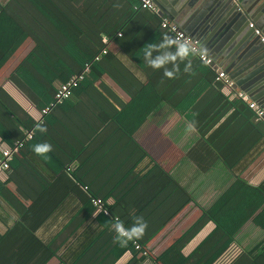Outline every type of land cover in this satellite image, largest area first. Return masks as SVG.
<instances>
[{
  "label": "crops",
  "instance_id": "obj_1",
  "mask_svg": "<svg viewBox=\"0 0 264 264\" xmlns=\"http://www.w3.org/2000/svg\"><path fill=\"white\" fill-rule=\"evenodd\" d=\"M154 1L157 16L175 23L186 35L197 41L199 49L211 58L212 64L209 66L216 76L218 70L226 73L231 86L221 84L220 92L230 97H235L236 92H242L249 101H253L264 111V86L256 85L264 79V70L260 71L261 55L255 44L247 41L249 37L247 38L246 31L249 26L246 22L243 23L242 31L232 27L230 31L223 29L219 34L221 40L211 44L210 48L197 36L186 33L165 11H184L179 6L192 0ZM233 2L242 11L244 8L249 9L250 17L244 12L243 19L253 23L264 35V8L255 11L253 0ZM213 11L209 10L204 18L219 15L217 11ZM215 21H207V27L211 29L209 34H216L218 22ZM219 23L223 25L222 20ZM154 30L160 34L165 31L158 24H154ZM151 32H146L141 41H146ZM153 40L160 44L165 39L159 36ZM81 41L95 51L105 39L100 41L86 30ZM34 45L35 40L27 36L0 67V98L7 104V110L3 109L5 113L2 112L3 118H0V125L4 120L13 127L15 117H19L24 123L30 118L39 125L41 135V143L34 141L24 146L17 157L22 162L0 178V264H38L43 256L42 250L47 245L51 249H59V254L68 253V246L79 243L77 237L83 235V230H80L75 237H70L86 215L80 207L90 200L88 189L102 195L111 190L113 198L120 199L124 196L127 203L132 205L137 200L141 203V192H145L147 198L140 207L145 213L155 210L159 204L155 200L149 207L151 199L157 192L158 200L166 197L160 194L163 188L158 187L161 182L157 180L160 179L153 175L149 179L142 177L155 168L154 163L170 174L190 197L173 216L163 222L155 234L149 236L146 248L153 256H159L173 244H183L188 232L195 231V226L203 224L181 250L186 257L185 264H196L202 255L205 256L207 247L212 246L211 243L221 235L220 231H214L215 224L204 215L203 210L209 209L221 195L229 193L239 180L252 187L264 185V136L256 134L253 125L247 130L236 131L234 135H221L218 137L221 142H230V149L221 156L204 144L195 130L181 120L182 117L170 105L158 103V98L149 87L139 92L134 104L133 97L108 74H103L92 86L72 92L67 99L43 113L37 107L38 97L13 74ZM109 49L129 73L143 81L152 70V73L156 72L155 76L163 78L167 67L172 71L173 66L178 65L179 70L173 76L175 93L195 94L199 91L197 101L194 107H190L188 115L194 116V108L213 107L208 99L216 92L214 83L218 80H211V73L201 68L200 59L195 54H190L183 62L179 58L169 60L157 70L148 66L145 71L117 44L110 42ZM174 52L172 46L156 48L148 59L163 58ZM141 58L147 62L144 54ZM186 64L190 65L188 72L184 71ZM30 71L40 79L43 87H48V83L35 71ZM60 84L56 82L55 88ZM141 113L145 116L140 120L136 116ZM229 115L226 114L219 123H225L231 117ZM235 117L233 124L242 127L244 121L239 116ZM257 120L264 123L263 119ZM16 130L25 135L32 133V130H23L21 125ZM126 130L131 133L133 131V134L129 136ZM16 141L13 140L12 146ZM44 143L50 144L51 150L43 155L36 154L33 147ZM137 146L146 156L140 157L141 151ZM7 148L10 146L0 134V155ZM228 155L239 159L232 168L220 159V156ZM152 179L156 181L152 182ZM238 189V196L227 198L225 205L228 209L222 214L225 221L242 223L227 249L231 253L234 249L239 252L230 264H264V246H257L264 240V227L256 222L261 220L259 215L264 210V196L255 189L244 198L242 188ZM108 201L113 202L112 198ZM132 210L133 213L134 209ZM74 213V218L68 224ZM141 217L164 220L163 214L158 213L149 218L142 213ZM209 234L207 242L197 251ZM115 235L113 226L105 230L76 264H127L133 255L125 251L119 257L115 256ZM45 264L60 263L56 256H52ZM140 264L154 263L143 261Z\"/></svg>",
  "mask_w": 264,
  "mask_h": 264
},
{
  "label": "trees",
  "instance_id": "obj_2",
  "mask_svg": "<svg viewBox=\"0 0 264 264\" xmlns=\"http://www.w3.org/2000/svg\"><path fill=\"white\" fill-rule=\"evenodd\" d=\"M160 20L159 16L142 8L139 0H7L4 3L0 2V67L21 42L30 36L35 40V45L20 65L14 69L13 74L38 97L37 107L40 110L49 106L53 101L57 90L55 88L56 82L65 83L72 76L83 72L88 66V72L84 73L83 79L72 89L71 93L82 87L92 86L103 74L111 76L121 88L129 93L133 97L134 104L136 96L144 88L149 87L158 98V103L164 102L170 105L173 111L182 117L181 120L195 130L202 142L219 152L221 156L224 151L230 149V142H221L218 138L221 135H234L236 131L247 130L253 125L256 134H259L260 137L264 136V123L257 120L258 118L249 103L240 97L222 94L220 81H215L216 92H213L208 99L213 103V107L194 108L192 109L194 116L191 117L188 115V111L190 107H194L199 91L195 94L189 92L175 93V77L160 78L155 76L156 72L152 73L153 70L143 81L129 73L116 54L109 49L110 42L117 44L135 61L139 68L147 71L148 64L141 58L147 45L153 44V39L159 36L164 39L165 36H168L172 39L171 34L166 30L163 34L154 30V24L159 26ZM86 30L100 41L105 39V42L102 41L95 51H92L81 41V36ZM146 32H151V35L142 42L141 39ZM171 46L175 50V45ZM199 65L211 73V80L216 78V74L209 65L201 60ZM30 69L48 83L47 88L41 85L40 79H37ZM167 70L170 71L171 69L167 67ZM3 109L7 110V104L0 98V118H3L2 114L5 113ZM229 111L231 112L229 113ZM226 114H230L231 117H227L228 120L225 123H219ZM144 116L141 113L136 118L141 120ZM235 116H239L244 121L242 127H236V124H233V120H236ZM13 120L15 122L13 127H10V124L3 120L0 125L1 137L10 147L13 140L22 141V146L17 153H13L9 160V167L0 172V178L22 162L17 157L24 146L26 147L28 143L34 141L41 143L40 127L36 125V122L29 118L24 123L19 117H15ZM18 125H21L23 130H32L31 137L27 138L25 134L18 133L16 130ZM126 133L130 136L133 131L131 133L126 130ZM138 150L141 151L140 157L146 156L140 147ZM221 156L220 159L227 163L229 168H232L236 160H239L230 155ZM154 167L142 177L149 179L153 175L160 179L157 180L161 182L158 187H163L160 194H164L166 197L158 200L159 193L157 192L149 204L150 207L153 205V201L157 200L158 208L145 213L146 211L140 207L147 198L145 192H141L143 197L141 203L137 200V203L132 205V203H127L128 200L124 196L120 199L113 198L111 190L102 195L88 189L90 200L80 207V210H83L86 215L81 224L74 228L70 235V237H75L80 230H83V235L77 237L80 242L69 245L66 254H59V249H51L49 245L45 246L42 250L43 256L38 264H45L52 256H56L60 264H76L94 244L97 237L113 226L117 218L125 228H130L135 223V218L141 217L142 213L148 218L154 217L156 213L163 214L164 220L158 221V218L144 219L149 222H147L143 236L139 240L129 241L124 247L116 242V251L113 248L115 256L119 257L123 252L129 251L133 257L127 264H140L143 261L158 264H185L186 257L182 254V247L202 228L203 224L195 226V231L188 232L183 244H173L159 256H153L145 245L149 236L155 234L156 230L166 222L165 220L173 216L190 197L186 190L178 185L170 174L164 172L157 163H154ZM155 181L156 179H152V182ZM238 187L242 188V197L244 198L255 189L264 196V185L252 187L239 180L235 182V186L229 190V193L221 195L209 209L203 210L204 215L215 224L214 231H220L221 235L214 243H211L212 246L207 247L205 256L202 255L196 264H230L238 255V250L234 249V252L231 253L227 249L242 223L222 219V214L228 209V206L225 205L226 200L239 195L240 189ZM92 198L101 199L108 213L96 211V207L91 201ZM109 198H112V203L108 201ZM132 209H134L133 213L131 212ZM93 214L94 217H92ZM74 216L75 213L70 217L68 224ZM259 219L261 220L256 221L257 224L264 227V210L260 213ZM210 235L200 243L197 251L207 242ZM135 244L140 247L135 248ZM257 246H264V240L260 241Z\"/></svg>",
  "mask_w": 264,
  "mask_h": 264
},
{
  "label": "water",
  "instance_id": "obj_3",
  "mask_svg": "<svg viewBox=\"0 0 264 264\" xmlns=\"http://www.w3.org/2000/svg\"><path fill=\"white\" fill-rule=\"evenodd\" d=\"M233 1L234 0H192L189 3L184 2L186 3L185 5L184 3H182L179 8L183 7L184 11H179V13L175 12L174 9L164 10L168 12V16L174 22H177L180 27L186 31V33H191L197 36L201 40V42H203V44H206L207 47H210L211 44H215L217 41L221 40L219 34H221V31L223 29L230 31L232 30V28H234L237 31H242L244 22H246L247 26H249L248 21H245V19H243V13H248L247 17H250L251 12L247 8H244L245 10L242 11ZM253 2L255 11L257 9L261 10L264 8V0H253ZM215 6H217L216 10L214 9ZM209 10H214V13L217 11L216 13L217 15H219L215 18L205 19L204 16L207 15ZM220 20H222V26L221 23H219ZM207 21H212V23L214 21L218 22L215 32L216 34H209L211 32V29L207 27ZM262 26H264V22L262 23ZM246 33L247 38L249 37L247 41L255 44L258 54L261 55L260 71H262L264 70V41H261L259 35L254 34L255 32L253 28L249 27V30H247ZM210 48H212V46ZM256 85L264 86V79H262V81L258 84L256 83Z\"/></svg>",
  "mask_w": 264,
  "mask_h": 264
},
{
  "label": "built area",
  "instance_id": "obj_4",
  "mask_svg": "<svg viewBox=\"0 0 264 264\" xmlns=\"http://www.w3.org/2000/svg\"><path fill=\"white\" fill-rule=\"evenodd\" d=\"M139 3L142 8L148 9L149 11L157 14L158 10L154 0H139ZM159 26L160 28L169 32V34L172 36V39L186 42L188 45H190L192 54H195L200 60L205 62L207 65L212 64L211 58L199 49L197 41L186 35L181 29L178 28L175 23H172L165 18H161ZM249 27L254 29L255 34L260 36L261 41H264V35H262L259 29L253 26V23H249ZM86 72H88V66L85 67L83 72L72 76L67 82L60 84L54 94L53 101L49 104V106L42 109V112L46 113L49 109L67 99L71 95L72 89L78 85L80 80L83 79L84 73ZM216 80L220 81L224 86H231V80L222 70L217 71ZM234 96L246 100L249 103V106L254 110L257 118L263 119L264 121V111L259 106H257L256 103L249 101L247 96L242 92H236L234 93ZM26 137L30 138L31 133H28ZM21 146L22 141H17L12 147L2 150L0 155V172L9 167V160L11 159L13 153H17L19 151ZM92 204L96 207V211H103L104 214L108 213L107 209L104 208L103 201L101 199L92 198ZM139 247L140 246L138 244H135V248Z\"/></svg>",
  "mask_w": 264,
  "mask_h": 264
},
{
  "label": "clouds",
  "instance_id": "obj_5",
  "mask_svg": "<svg viewBox=\"0 0 264 264\" xmlns=\"http://www.w3.org/2000/svg\"><path fill=\"white\" fill-rule=\"evenodd\" d=\"M171 45H175L174 53H170L163 58L157 57L156 59H148L153 49L164 48ZM190 54H192V49L190 45H188L186 42L170 39L168 36H165V40L163 43H153L147 45V47L144 49V58L147 60L148 66L153 69H159L167 61H174L177 58H179V60L183 62L185 58L188 57ZM178 70V65H174L172 71H168L167 69H165L164 75L165 77L173 78L174 73ZM189 70L190 65L186 64L184 71L188 72ZM41 131H44V129H41ZM50 150L51 145L47 143L37 144L33 147V151L38 155H43L49 152ZM113 228L116 234V241L120 244V246L124 247L128 244L129 241L139 240L143 236L144 231L147 228V222L143 219V217H136L133 226L130 228H125L123 226V223L117 218L115 223L113 224Z\"/></svg>",
  "mask_w": 264,
  "mask_h": 264
},
{
  "label": "rangeland",
  "instance_id": "obj_6",
  "mask_svg": "<svg viewBox=\"0 0 264 264\" xmlns=\"http://www.w3.org/2000/svg\"><path fill=\"white\" fill-rule=\"evenodd\" d=\"M1 1L3 2L4 0H0V2H1Z\"/></svg>",
  "mask_w": 264,
  "mask_h": 264
}]
</instances>
